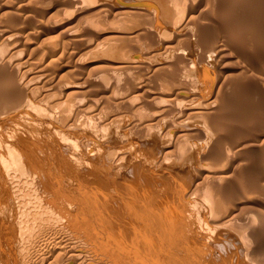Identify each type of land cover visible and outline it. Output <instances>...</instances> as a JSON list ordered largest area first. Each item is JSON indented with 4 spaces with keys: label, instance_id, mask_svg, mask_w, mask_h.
Masks as SVG:
<instances>
[{
    "label": "rangeland",
    "instance_id": "rangeland-1",
    "mask_svg": "<svg viewBox=\"0 0 264 264\" xmlns=\"http://www.w3.org/2000/svg\"><path fill=\"white\" fill-rule=\"evenodd\" d=\"M9 1L0 0L1 14L10 3L14 8V14L6 16L5 22L0 23V58L6 56L12 62L19 63L34 78L30 80V90L14 107L13 99L23 88L19 85V79L13 82L8 80L17 68H14V64H0V264H129L124 255L118 251L116 253L113 247L103 242L102 230L90 224L88 214L73 215V210L81 204V197L84 198L97 186L96 173L94 169H89V164H96V160L98 164H105L106 171L118 180H123L134 166L139 167L151 179L150 182L153 181L149 190L153 191V186L158 184L154 201L176 214L181 212L175 194L180 201H195L198 199L196 197L205 194L203 190H207L209 184L214 187L220 181L213 175V170L209 172L208 169L215 166L230 168L231 172L234 171L229 179L233 183L227 180L225 183L231 186L229 189L233 191L230 193H234L231 194L233 200L228 205L225 203L226 207L217 206L222 209L215 215H206L208 233L203 230L186 231L182 236L178 233L180 246L173 245L172 249L182 253L188 238L193 249L197 250L201 245L203 248L199 255H203L204 261L198 256L192 259L195 264H224L223 259L234 252L235 255L225 260V264H264V0H77L75 5L73 0ZM133 6L134 12L139 14L133 13ZM170 6L172 9L175 6L180 10L184 8L183 13L186 8L185 15L192 20L191 25L188 23L192 29L186 30L188 25H181L185 28H175V34L171 32L174 28L165 26L166 23L161 24L160 18H164L162 16L166 13L163 11L168 12L167 16L172 14ZM152 8L156 9L155 12ZM192 16H197L200 22ZM95 21L98 22L96 26L92 24ZM163 27L168 28H164L165 31ZM157 28H162L166 35L160 34L162 31ZM149 29L158 36L146 33ZM178 30H181V36L177 34ZM182 31L185 32L183 35ZM73 33L80 37L75 40ZM124 33L130 38L124 39ZM200 33L202 38L199 37ZM132 45L143 48H140V53L144 55L136 52V46ZM203 55L205 58L201 60ZM167 65L172 66L162 68ZM199 68L204 69L207 75L203 70L201 73ZM214 70L219 78L214 79ZM170 79L175 84H181H177L180 87L189 86L185 88L188 89L193 86L194 90H188L204 94L210 92L212 81L217 79L222 82V88L227 91L223 89L227 100L214 114V118L220 122L221 136L215 146L218 144L225 150L231 145L235 147L233 152L228 150L232 153L227 151L228 155L232 154L234 163L230 159L229 162L221 160L214 165L210 157L213 152L208 149L205 161L208 166L204 163L201 175L196 170L197 160H192L194 155H190L191 160H188L189 152H182L176 147L170 152L171 149L164 150L165 145L159 146L160 141H154V132L160 131L164 122L163 115L153 111L155 109L149 102L155 92H166L163 100L179 107L178 111L169 112L165 118L172 125H177V129L184 130L198 123L197 115L186 114L187 108L180 110L186 106L184 102L189 104V101L182 102L179 96L170 91L173 84V81H168ZM76 84L80 85V89L72 87ZM183 117L184 121L181 120ZM72 118L76 119V123L70 126ZM191 130L193 133L186 128L187 139L191 137L193 141H199L198 124ZM171 138L168 137L169 140L165 142H170L168 146L172 147L176 137ZM120 154H123V166H120L121 171L117 176L114 171L119 168L117 160ZM38 155H45V159ZM176 161L177 167H172L175 171L180 165L191 169L187 183L180 179L184 180L181 187L177 184L179 180H170L172 168L162 173L166 169L160 170L162 166H158L168 167L173 163L176 166ZM151 168H155V172ZM156 169L159 170L156 172ZM158 172L164 175L161 176L162 180ZM103 182L106 186V181ZM108 186L113 192L116 190L114 183ZM70 194H73V198ZM203 221L202 226L205 225ZM192 223L190 221V227ZM255 225L260 227L258 240L262 245L255 253H250L256 244L245 246L250 242H246L241 235ZM210 228L215 230V237ZM226 242H233L232 245L238 249L233 247L227 254H224L225 250L217 249ZM147 245L150 247V243ZM233 260L237 261L233 263Z\"/></svg>",
    "mask_w": 264,
    "mask_h": 264
},
{
    "label": "bare ground",
    "instance_id": "bare-ground-1",
    "mask_svg": "<svg viewBox=\"0 0 264 264\" xmlns=\"http://www.w3.org/2000/svg\"><path fill=\"white\" fill-rule=\"evenodd\" d=\"M11 1V0H10ZM9 1V2H10ZM45 1V0H44ZM71 1V0H70ZM142 1V0H141ZM149 1V0H148ZM155 1V0H154ZM168 1V0H167ZM13 2V1H12ZM175 2H178V0ZM15 3V1H14ZM78 1L77 0H73V4H77ZM149 3V2H148ZM159 3V1H158ZM168 3V2H167ZM12 3H10V5H7L4 7V5L2 6V8L4 7V15L0 13V15H3V17L0 18V23L1 22H5L6 20V16H10V15H13V11H14V8H13V4L11 5ZM30 4V3H29ZM161 4V3H160ZM176 4V3H175ZM178 4V3H177ZM176 4V5H177ZM2 5V4H1ZM6 5V4H5ZM136 5V4H135ZM172 5V4H171ZM184 5V4H182ZM190 5V4H189ZM29 6V5H28ZM137 6V5H136ZM160 6V5H159ZM168 6V5H166ZM165 6V7H166ZM187 6V5H186ZM123 7V6H122ZM128 7V6H127ZM130 7V6H129ZM140 7V6H139ZM165 7L164 10H165ZM171 7V10L173 11H170V13L172 12L171 16L169 14V16H167L168 12L167 11H163V12H166L164 15L165 16H162L164 18H160V20L162 21L161 24H165V26H169L174 28V30L171 29H168L170 32V30H172L171 32H175V28H178L179 26L181 27V25H191L192 23L190 21H192L191 19H189L186 15H185V11H186V8H185V11L183 13V9H177L176 6L173 7L172 9V6ZM191 7V6H190ZM223 7V6H222ZM151 8V7H150ZM163 8H160V9H163ZM178 8H179V5H178ZM182 8V7H181ZM189 8V6H188ZM133 13H137L139 14L138 12H134L136 11L134 6H133ZM141 9V8H140ZM153 9V8H152ZM169 9V7H168ZM193 9V7L191 8ZM156 10L155 8L153 9V11ZM17 11V10H16ZM18 14V12H16ZM131 11V10H130ZM146 11V10H144ZM149 11V10H148ZM2 12V11H1ZM155 12V11H154ZM146 13V12H144ZM158 13V12H157ZM156 13V15H157ZM162 13V12H161ZM15 14V15H17ZM167 14V15H166ZM128 15V14H127ZM159 15H163V14H159ZM192 15V14H191ZM190 15V16H191ZM20 16V15H19ZM25 16V15H24ZM11 17V16H10ZM18 17V16H17ZM137 17V16H136ZM152 17V16H151ZM166 17H169V18H166ZM197 16H195L194 18H196ZM15 18V17H14ZM13 18V19H14ZM20 18V17H19ZM127 18H130V17H127ZM156 18V17H155ZM193 18V16L191 17ZM193 18V19H194ZM159 19V18H158ZM157 19V21H158ZM199 22L200 20L198 18H196ZM16 20V19H15ZM55 20V19H54ZM62 20V19H61ZM67 20V19H66ZM125 19H123L124 21ZM133 20V19H131ZM152 22H154L152 19H150ZM127 21V19H126ZM125 21V22H126ZM136 21V20H135ZM173 21H176L175 23H173ZM62 22V21H61ZM147 22V21H145ZM197 22V21H195ZM50 22L48 21V24ZM56 23V22H55ZM96 23H98L97 21L95 22H92V24L94 26H96ZM100 23H104V22H100ZM138 23V22H137ZM141 23V22H140ZM150 23V22H149ZM28 24V23H27ZM148 24V23H147ZM151 24V23H150ZM147 25V26H150ZM154 24V23H153ZM152 26H156V25H153ZM195 24V23H194ZM52 25V24H51ZM77 25V24H76ZM146 25V24H145ZM188 25V27H186V30L187 28L189 29H192L190 28ZM198 25V24H197ZM104 26V25H103ZM143 26V25H141ZM151 26V27H152ZM161 26H164V25H160ZM17 27V26H16ZM91 27V26H90ZM101 27V26H100ZM193 27V26H191ZM201 27V26H200ZM203 27V26H202ZM69 28V27H68ZM94 28V27H93ZM98 28V27H97ZM143 28V27H142ZM150 28V27H149ZM164 28H168V27H163V30H165ZM181 28H185V27H181ZM10 29V28H9ZM27 29V28H26ZM73 29V28H72ZM110 29V28H109ZM137 29V27H136ZM139 29H141L140 25H139ZM147 29V28H146ZM153 29V28H152ZM158 29V28H157ZM180 29V28H179ZM199 29V28H198ZM8 30V29H7ZM22 30V29H21ZM81 30V29H80ZM143 30H145L143 28ZM158 30H162L161 29H158ZM157 30V31H158ZM196 30V28H195ZM193 30V31H195ZM202 30V29H201ZM6 31V30H5ZM79 31V30H78ZM96 31V30H94ZM100 31V30H99ZM119 32H121L120 30H118ZM131 31V30H130ZM147 31V32H146ZM144 32L148 33L150 32L151 30H146ZM166 31V30H165ZM184 31V30H183ZM182 31V35L183 32ZM191 31V30H189ZM192 31V32H193ZM197 31V30H196ZM204 31V30H202ZM4 32V31H3ZM14 32V31H13ZM27 32V31H26ZM75 32V31H74ZM82 32V31H81ZM117 32V31H116ZM125 32H129L128 30ZM142 32V31H140ZM153 32V31H152ZM159 33L160 34H165L164 32L163 33ZM181 30H178L177 34L181 36ZM187 32V31H186ZM192 32H188V33H192ZM199 32V31H197ZM11 33V32H10ZM24 33V32H23ZM30 33V32H29ZM28 33V35H29ZM72 33V31H71ZM130 33V32H129ZM151 33V32H150ZM188 33H186L187 35H189ZM195 33V32H194ZM5 34V33H4ZM20 34V32H19ZM26 34V33H25ZM74 34V33H73ZM81 34V33H80ZM123 34V33H121ZM125 36H124V39H126V33H124ZM143 34V32L141 33ZM149 34V33H148ZM147 34V35H148ZM153 36H155L153 33H151ZM158 34V33H157ZM159 34V35H160ZM168 34V33H167ZM170 34V33H169ZM176 34V32H175ZM202 36V33H200ZM9 35V33H8ZM16 35V34H14ZM71 35V34H70ZM129 35V34H127ZM145 36V34H143ZM166 35V34H165ZM187 35H184V36H187ZM193 35V34H191ZM190 35V36H191ZM198 35V34H197ZM2 36V35H1ZM13 36V35H11ZM75 37V40H76V37H80L79 35H72ZM122 36V35H121ZM121 36H116L117 38L119 37V39H121ZM148 36H151V35H148ZM148 36H146L147 38H149ZM158 36V35H156ZM161 36V35H160ZM168 36V35H167ZM196 36V35H195ZM22 37V35H21ZM68 37V36H67ZM132 37V36H131ZM194 37V36H193ZM7 38V37H6ZM10 38V37H9ZM71 38V37H70ZM73 38V37H72ZM83 38V37H82ZM130 38V37H128ZM155 38V37H154ZM157 38V37H156ZM155 38V39H156ZM162 39L164 37H161ZM160 38V40H161ZM202 38V37H200ZM74 39V38H73ZM123 39V38H122ZM121 39V40H122ZM174 39V38H173ZM195 41L197 40L196 37H194ZM153 40V39H151ZM157 40V39H156ZM166 40V39H164ZM155 41V40H154ZM70 42V41H69ZM81 42V41H80ZM163 43V41H161ZM172 42V41H171ZM170 42V43H171ZM181 42V41H180ZM156 43V42H155ZM168 43V42H166ZM200 43V42H199ZM152 44V43H151ZM159 44V43H158ZM182 44V43H181ZM185 45V44H184ZM80 46V45H79ZM88 46V45H87ZM122 46V44H121ZM133 47H135L136 45H132ZM159 46V45H158ZM158 46L156 48H158ZM174 46V45H173ZM131 47V46H130ZM152 47H155V46H152ZM167 47L169 48V45H167ZM140 46H136L134 50H136V52L138 51V53H140ZM201 48V47H200ZM143 49V48H141ZM161 49V48H160ZM167 49V48H166ZM180 49V48H179ZM131 50V49H129ZM159 50V48H158ZM182 50V49H181ZM143 51V50H142ZM151 52V50H149ZM167 51V50H166ZM179 51V50H178ZM83 52V51H82ZM175 52V51H174ZM85 53V52H84ZM146 53V52H144ZM178 53V52H177ZM140 54H143V53H140ZM148 54V52L146 53ZM181 54V52L179 53ZM219 54V53H218ZM82 55V54H81ZM144 55V54H143ZM168 55V54H167ZM176 55V54H175ZM183 55H184V52H183ZM84 56V55H83ZM146 56V55H145ZM144 56V57H145ZM187 56V55H186ZM185 56V57H186ZM85 57V56H84ZM143 57V58H144ZM149 57V56H148ZM177 57V56H176ZM188 57V56H187ZM209 57V56H208ZM81 58V57H79ZM147 58V57H146ZM151 58V57H150ZM180 58L183 59V57L180 56ZM205 56L203 55V59L201 60H204ZM83 60V59H82ZM210 60V59H209ZM119 61V60H118ZM121 61V60H120ZM123 61V60H122ZM139 61V60H138ZM144 61V60H143ZM185 61V60H184ZM194 61V60H193ZM198 61V60H197ZM123 62H126V61H123ZM171 62V61H170ZM182 63V62H180ZM199 63V61H198ZM203 63V61H202ZM0 64L2 65H6V64H14V68L16 67L17 69L15 70V73L13 75L12 78H10L8 81H11L13 82L14 80L16 79H19V85L21 86V88H23L22 90L20 89L19 93L17 94L18 97L14 98L13 99V106L16 107L19 105V103L21 102V100L23 99V94L25 95L26 92H28L30 90V88L32 86L31 85V79H33L34 77H32V75H29V72L25 71L24 68H22V65H20L19 63H14L12 62L11 59H8V57L6 56H3L2 58H0ZM31 64V63H30ZM170 64V63H169ZM173 64V62H172ZM177 64V63H176ZM179 64V63H178ZM192 64V62H191ZM194 64V63H193ZM196 64V63H195ZM200 64V63H199ZM234 64V63H233ZM174 65V64H173ZM172 66V65H171ZM170 66V67H171ZM177 66V65H176ZM175 66V67H176ZM180 66V64L178 65ZM177 66V67H178ZM230 66V65H229ZM170 68L169 65L165 66V67H162L163 69L165 68ZM174 67V66H173ZM183 67V66H182ZM233 67V66H232ZM167 68V69H168ZM186 68V67H185ZM190 68V67H189ZM205 68V67H203ZM208 67H206L207 69ZM212 68V67H210ZM192 69V68H191ZM196 69V67H195ZM201 70L204 71V69H201ZM213 69V68H212ZM176 70V69H175ZM180 70V69H179ZM182 70V69H181ZM188 70V69H187ZM210 70V69H209ZM208 70V71H209ZM96 71V70H95ZM166 71V70H165ZM178 71V70H177ZM189 71V70H188ZM192 71V70H191ZM198 71V70H197ZM207 71V70H206ZM216 70L213 71V73L215 72ZM175 72V71H174ZM187 72V71H186ZM212 72V71H210ZM1 73V72H0ZM9 73V72H7ZM177 73V72H176ZM179 73V72H178ZM200 73V72H199ZM202 73V71H201ZM205 73V71H204ZM203 73V75H204ZM219 73V72H218ZM221 73V72H220ZM32 74V72H31ZM171 74V73H170ZM198 74V72L196 73ZM206 74V73H205ZM5 75V74H4ZM11 75V74H9ZM168 75V74H167ZM181 75V74H180ZM207 75V74H206ZM209 75V74H208ZM215 75V76H214ZM213 77L214 79L215 78H219V77H216L217 74L214 73ZM219 75V74H218ZM6 76V75H5ZM49 76V75H48ZM190 76V75H189ZM97 77V76H96ZM201 77V76H200ZM203 77V76H202ZM183 78V77H182ZM8 79V78H7ZM198 79H201V78H198ZM197 79V80H198ZM209 79V77H208ZM213 80V79H211ZM209 80V81H211ZM168 81H171L168 80ZM173 81V79H172ZM171 81V82H172ZM192 81V80H191ZM201 81V80H200ZM59 82V81H58ZM175 81H173V84ZM195 82V80H194ZM203 82V81H202ZM208 82V81H207ZM224 82V81H223ZM254 82V81H253ZM196 83H198V81H196ZM205 83V82H204ZM13 84V83H12ZM60 84V83H59ZM171 84V83H170ZM173 84L171 85V89L170 91L172 93H174V95H177L179 96L178 98L184 101H189V104L188 102H184V104H186V106L182 107V109H180L181 111H184V109H186V114L187 113H190V114H195L197 115V120H198V128H200V131H199V141H193L192 138L190 137V139L186 136L187 135V131H186V128H188V130L191 132L192 130L191 129H195L197 127V124L196 125H191L189 127H186L184 130L182 129H177V125H172V122L170 121H167L165 120L167 114H169V112H175V111H178L179 110V107H177V105L175 104H172L170 102H168L166 99L163 100L165 98V96H167L166 92H155V96L152 97V101H149L151 102L150 104L152 105V108H154L155 110L153 111H157L159 114L163 115V119H164V122H163V125L162 127L160 128V131L159 129L154 132L156 135H154V141H160V147L162 145H165L164 146V150H169L170 152H173V150L175 149V147L179 150H182V152H189L188 154V160H191L189 157L190 155H194V157L192 156V160L196 159L197 160V172L198 174L200 173L201 175L203 174V167H204V163L206 161V159L208 158L207 156V152L206 150L209 151L211 150L213 152V154L210 152V154H212L210 157L213 158V162L214 165H215V162H218V161H224L226 160L227 162H229L228 160H232L233 162V159L232 158V154L228 155L227 154V151L228 150H232L234 149L235 150V147H232V145L230 146V148L228 147L226 150L225 149H222V147H219V145L217 144V148L215 146V144L217 142H219L221 140V136H220V122L217 121V119L214 118V114L217 112V110H219L221 107L224 106V104L226 103V95L224 92L226 91L224 88H222V82L220 80L217 81V79L215 81H212V83L210 84V92L208 94H204L203 92H194V91H190L193 86H191L190 90L188 89H185L183 87H180L178 85H181V84H175L174 87H173ZM185 84V83H184ZM183 84V85H184ZM188 84V82H187ZM224 84V83H223ZM176 85L178 87H176ZM196 84H194L195 86ZM198 85V84H197ZM200 85V84H199ZM198 85V86H199ZM205 85V84H203ZM3 86V85H2ZM9 86V85H8ZM49 86V85H48ZM185 86V85H184ZM208 86V85H207ZM11 87V85H10ZM72 87L76 88V89H80V85L76 84V85H73ZM196 87V86H195ZM224 87V86H223ZM5 88V87H4ZM8 88V87H6ZM12 88V87H11ZM1 89V88H0ZM193 89V88H192ZM195 89V88H194ZM193 89V90H194ZM207 89V88H206ZM225 91H224V90ZM51 90V88H50ZM200 90V88H199ZM253 90V89H252ZM196 91V90H195ZM13 92V91H12ZM227 92V91H226ZM230 97V96H229ZM191 100H193L192 102H190ZM199 101V102H197ZM30 102V100L28 101ZM181 102V101H180ZM262 103V102H261ZM177 109V110H176ZM92 110V109H91ZM91 110H88V111H91ZM95 110V109H94ZM175 110V111H174ZM96 112V110H95ZM183 113V112H182ZM181 113V114H182ZM95 114V113H94ZM92 115V114H91ZM98 115V114H97ZM94 116V115H92ZM96 116V115H95ZM94 116V117H95ZM100 116V115H99ZM97 117V116H96ZM159 119H160V115H158ZM76 118V117H75ZM71 119L70 120V126H73V123H76V119ZM156 118V117H155ZM58 119V118H57ZM154 119V118H153ZM158 119V118H157ZM183 119H185L184 117L181 118L182 121H184ZM162 121V120H159V122ZM225 121V120H224ZM158 122V123H159ZM29 123V122H28ZM59 123V122H58ZM26 124V123H25ZM222 125V124H221ZM180 126V125H179ZM200 126V127H199ZM224 127H226L224 125ZM261 127V126H260ZM222 128V127H221ZM176 129V130H175ZM37 130V129H36ZM15 131V130H14ZM108 131V130H107ZM171 133V134H170ZM193 133V131H192ZM35 134V133H34ZM36 134H39V133H36ZM196 134V133H194ZM31 135V134H30ZM100 135V134H99ZM176 137V143L181 140V142L179 143H175V145L173 144V146L171 147L168 146V143L170 144V142H165V140H169L167 139L168 137ZM191 135V134H190ZM153 137V135H152ZM216 137V138H214ZM171 138V139H172ZM196 138V137H195ZM163 140V141H162ZM30 142V141H29ZM172 142V141H171ZM43 143V142H42ZM97 143V142H96ZM39 144V143H38ZM239 144V143H238ZM36 145V144H35ZM44 145V144H43ZM98 145V144H97ZM246 145V144H245ZM210 146V147H209ZM236 146V145H235ZM238 146V145H237ZM32 147V146H31ZM35 147V146H33ZM39 147V146H38ZM209 147V148H208ZM246 147V146H245ZM33 149V148H32ZM42 149V148H40ZM100 149V148H99ZM163 149V148H162ZM242 149V148H241ZM244 149V148H243ZM232 150V152L234 151ZM17 151V150H15ZM34 151V150H33ZM40 151V150H38ZM37 151V154L39 153ZM101 151V150H100ZM136 151V150H135ZM239 151V150H238ZM249 151V150H248ZM13 152V151H12ZM41 152V151H40ZM43 152V151H42ZM168 152V151H167ZM231 152V151H228V153ZM231 152V153H232ZM19 153V152H18ZM144 153V152H143ZM238 153V152H237ZM12 154V153H11ZM235 154V153H234ZM17 155V154H16ZM173 156H175L174 154H171ZM19 156V155H18ZM38 156H44V159H45V155H38ZM104 156V155H103ZM123 156V154H120L118 156V163H119V168H117L115 171H114V175H117L120 174V166H123L122 165V161L123 159H121ZM136 156V155H135ZM171 156V157H173ZM13 157V156H12ZM209 157V158H210ZM16 159V157H14ZM142 158V157H141ZM144 158V157H143ZM41 159V158H40ZM138 159V158H137ZM170 159V157L168 158ZM149 160V159H148ZM176 160V159H175ZM174 160V161H175ZM115 161V160H114ZM140 161V160H139ZM143 161V160H142ZM154 161V160H153ZM156 161V160H155ZM248 161V160H247ZM41 162V161H40ZM43 162V161H42ZM41 162V163H42ZM46 162V161H45ZM143 162H146V161H143ZM149 162V161H148ZM159 162V161H158ZM170 162H171V159H170ZM177 162L176 161V166H174L175 164L173 163L172 165H168L171 166L169 167V169H167L168 167H164L163 165H158V166H162V167H159L160 170H164L165 172H162V173H166V171L170 170L172 167H177ZM200 162H203V164L201 165ZM225 162V161H224ZM21 163V162H20ZM96 164H92L90 163L89 164V169H94V172L96 173V180H97V186L92 189V191L89 193L87 192L88 194H85V197H81V204L79 205L78 209H74L73 210V215L77 214V215H87L88 214V217H91L93 218L91 220L90 218V224L93 223L95 226L94 228L96 229H99V230H102L101 232L103 233V237H102V240L105 244H108L110 245L111 247H113L115 250H116V253L118 251V253L120 255H124L126 257V259L128 260L127 262L129 264H191L194 263L192 261L193 258L195 257H198L200 256V258L202 259V256L199 255V253L203 252V248L200 246L198 247V249H193L192 246L189 245V240L188 238H186V244L184 245V251L182 253L180 252H177L175 250L172 249V246L173 245H179L180 246V242L179 241V236H178V233H181L180 235L182 236V234H185L186 231H189L191 232L192 230L193 231H201L203 230L204 232H207V229L209 228L208 226H206V222L208 220L207 216L208 213L209 214H214L218 211H220V208L221 206L224 207L225 206V203L226 205H228L227 203L230 201H232V196L231 194H234V193H230V192H233V191H230L229 187L231 188V186H229V184H226L227 182H229L230 178L233 176V172H231V169L230 168H225L223 167V165H221V167L223 168H220V167H213L211 169H208V171L210 172L211 170H213V175L216 176V178L220 179V181L216 182L215 186L213 187L212 184H209L208 185V188L207 190H203L205 191V194H201L199 197H196L198 198L197 200L195 201H188L186 202L185 200H182L181 201L179 200V198L177 197V195L175 194L174 198L176 199L177 198V206H178V209L179 211L181 212V214H176L175 212L173 211H169L168 210V207L165 205H162V204H159V203H156L154 201V197L158 191L157 187H158V184L156 183L155 186H153V191L152 190H149L150 188H152V186H150V184L152 183L150 182L151 179L147 178L145 176V174L143 172H141L140 168L137 167V166H134L130 173L128 174H125V177L123 180H118L115 178V176H113L110 172H107L106 171V166L105 164H102L100 162V164H98L99 162L96 160L95 161ZM113 163V162H112ZM141 163V162H140ZM168 163V162H167ZM220 163V162H218ZM234 163V162H233ZM50 164V163H49ZM157 164V163H156ZM155 164V167L157 166ZM206 164V163H205ZM230 164V163H229ZM142 164H140L141 166ZM144 165V164H143ZM142 165V166H143ZM147 165V163H146ZM151 165V164H150ZM180 165V163H179ZM207 165V164H206ZM212 165V166H214ZM217 165V164H216ZM219 165V164H218ZM149 166V165H148ZM158 166L156 168H158ZM208 166V165H207ZM225 166V165H224ZM228 166V165H227ZM50 167V166H49ZM179 167V166H178ZM230 167V166H228ZM148 168V167H147ZM162 168V169H161ZM172 168V169H173ZM192 168V166L190 167ZM225 168V169H224ZM149 169V168H148ZM153 169V168H151ZM150 169V170H151ZM155 169V168H154ZM153 169V171H154ZM159 169H156V172L159 170ZM193 169V168H192ZM191 169H189V167L187 166H184V165H180L179 169L177 171H175L174 169L170 170L169 174L171 173V176H170V180L173 178L174 180H179L177 182L178 186H182L183 183L182 181L184 182L185 180V183H187V181H189L188 179V176H189V172H190ZM264 170V169H263ZM167 171V172H168ZM150 172V171H149ZM155 172V171H154ZM161 172H158L157 174H160ZM48 173V171H47ZM46 173V174H47ZM161 173V174H162ZM52 174V173H51ZM150 174V173H149ZM156 174V173H155ZM160 174V180H162L161 176L163 177L164 175H161ZM168 174V175H169ZM264 175V174H263ZM50 177V176H49ZM60 177V176H59ZM149 177V176H148ZM168 177V176H167ZM51 178V177H50ZM169 179V178H168ZM172 179V180H173ZM180 179H184V180H181ZM54 179H52L53 181ZM106 181V186L103 185V181ZM227 180V182H226ZM40 181V180H39ZM163 182V181H162ZM173 182V181H172ZM173 182V183H175ZM226 182V183H225ZM231 182V181H230ZM41 183V182H40ZM109 183H114L115 186H116V190L113 192L111 190V188H109ZM201 183V182H200ZM233 183V182H231ZM230 183V185H231ZM239 183V182H238ZM189 184V183H188ZM184 185H187V184H184ZM207 185V184H206ZM233 185V184H232ZM176 186V185H175ZM177 187V186H176ZM201 187V185H200ZM199 187V188H200ZM178 188V187H177ZM188 188V187H187ZM197 188V187H196ZM189 190V189H188ZM200 190V189H199ZM96 192V193H99V194H94L92 192ZM158 194V193H157ZM82 196V194H79V196ZM198 195H199V192H198ZM215 196L216 199H215ZM70 197L73 198V194H70ZM162 197V196H161ZM194 198V196L192 197ZM187 199V198H186ZM190 199V198H189ZM232 199V200H231ZM164 200V199H163ZM192 200V199H191ZM168 205V204H167ZM217 206H220L219 209L217 208ZM8 207V206H7ZM6 207V208H7ZM226 207V206H225ZM79 209H81V211H79ZM11 211V210H10ZM233 211V210H232ZM231 211V212H232ZM82 213V214H81ZM207 213V214H206ZM230 212H228L229 214ZM231 214V213H230ZM213 215V216H214ZM76 216V215H75ZM74 216V217H75ZM210 216V215H209ZM212 216V217H213ZM230 216V215H229ZM227 215V217H229ZM206 217V218H205ZM225 217V216H224ZM12 218V217H11ZM222 218V217H221ZM203 219H205L203 221ZM207 219V220H206ZM76 220V219H75ZM226 220V219H225ZM79 221V220H78ZM82 221V220H81ZM89 221V220H88ZM190 221H192L193 225H191L190 227ZM202 221L204 226H202ZM215 221V220H214ZM218 221V219H217ZM223 221V220H222ZM249 221V220H248ZM85 222V221H84ZM216 222V221H215ZM219 222V221H218ZM228 222V221H227ZM246 222V220H245ZM86 223V222H85ZM210 223V222H209ZM18 224V223H17ZM224 225V224H223ZM202 226V227H201ZM214 226V225H213ZM252 226V225H250ZM256 226V225H255ZM253 226V227H255ZM242 227V226H240ZM249 227V226H248ZM251 228L249 227V230L247 229V231L245 233H243V235H241L244 240H246V242H250L249 244L250 245H245V246H251L252 244L255 245L256 244V247L252 248L251 252L250 253H255L257 250L260 249V242L258 240V237H259V234H258V228L260 227H255V228ZM91 227H89L90 229ZM215 228V227H213ZM212 228V229H213ZM232 228H235V227H232ZM243 228V227H242ZM49 229V228H48ZM210 228V230H212ZM236 229V228H235ZM209 230V231H210ZM199 231V232H200ZM202 231V232H203ZM213 232L211 234L216 235L215 233V230H212ZM234 231V229H233ZM239 231V230H238ZM53 232V231H52ZM63 232V231H62ZM54 233V232H53ZM104 233H107L104 235ZM208 233V232H207ZM226 233V232H225ZM51 234V233H50ZM203 234V233H202ZM220 233H218L219 235ZM36 235V234H34ZM225 235V234H224ZM37 237V236H36ZM61 237V236H60ZM187 237V236H185ZM210 237V236H209ZM54 238V237H53ZM63 238V237H62ZM212 238V237H210ZM208 238V239H210ZM41 239V238H40ZM46 239V238H45ZM52 239V238H51ZM69 239V238H68ZM234 239V238H233ZM242 239V241H244ZM260 239V238H259ZM35 240V239H34ZM58 240V239H57ZM63 240V239H62ZM254 241L253 243L251 241ZM55 241V240H54ZM27 242V241H26ZM38 242V241H37ZM42 242V241H41ZM50 242V241H49ZM58 243V242H57ZM148 243H150V247H148ZM255 243V244H254ZM26 244V243H25ZM41 244V243H40ZM52 244V243H51ZM197 244L199 245V243L197 242ZM232 244H234L232 242ZM231 243L229 242H226V244L224 245H221V246H217V249L218 250H225L226 253L224 254H227V252H231L232 248L234 247ZM245 244V243H244ZM21 245V244H20ZM32 245V244H31ZM236 245V244H235ZM24 246V245H23ZM45 246V245H44ZM43 246V247H44ZM50 246V245H48ZM62 246V245H61ZM60 246V247H61ZM244 246V247H245ZM20 247V246H19ZM21 248V247H20ZM51 248V247H50ZM236 248V247H234ZM18 249V248H17ZM24 249V248H23ZM27 249V248H26ZM46 249V248H45ZM55 249V248H54ZM177 249V248H176ZM238 249V248H236ZM19 250V249H18ZM22 250V249H21ZM25 250V249H24ZM35 250V249H34ZM50 250V249H49ZM53 250V249H52ZM59 250V249H58ZM75 250V248L73 249ZM72 250V251H73ZM112 250V249H111ZM178 250V249H177ZM30 251V250H29ZM43 251V250H42ZM40 251V252H42ZM179 251V250H178ZM31 252V251H30ZM51 252V251H50ZM82 252V251H81ZM114 252V251H113ZM112 252V253H113ZM187 252H192V254L190 253H187ZM249 252V251H248ZM23 253V252H22ZM28 253V252H27ZM34 253V252H33ZM47 253V252H46ZM74 253V252H73ZM223 253V252H222ZM235 253V252H234ZM234 253H232V255H235ZM30 254V253H29ZM51 254V253H50ZM65 254V253H64ZM247 254V253H246ZM35 255V254H34ZM75 255V254H74ZM113 255V254H112ZM118 255V254H117ZM232 255L230 254V256L232 257ZM49 256V255H48ZM73 256V255H72ZM79 256V255H78ZM77 256V257H78ZM226 256V255H224ZM228 256V255H227ZM229 256V257H230ZM252 256V255H251ZM35 257V256H34ZM40 257V256H38ZM42 257V255H41ZM45 257V256H43ZM63 257V256H62ZM70 257V256H69ZM228 257V258H229ZM76 258V257H75ZM228 258H224L223 259V263L225 264V260H227ZM33 259V258H32ZM200 259V260H201ZM45 260V259H43ZM55 260V258H54ZM196 260H199V258H197ZM246 260V259H245ZM22 261V260H21ZM35 261V260H34ZM39 261V260H37ZM104 261V260H103ZM120 261V260H119ZM202 261H204V257L202 259ZM237 261V260H233V263ZM23 262V261H22ZM52 262V261H51ZM54 262V261H53ZM25 263V262H24ZM46 263V262H45ZM202 264L204 262H201ZM250 263V262H249ZM33 264V263H32ZM51 264V263H50ZM195 264V263H194ZM197 264H199V262H197ZM248 264V263H247Z\"/></svg>",
    "mask_w": 264,
    "mask_h": 264
}]
</instances>
